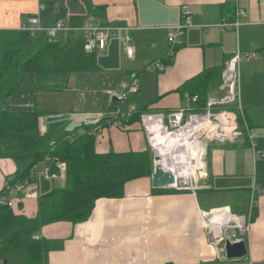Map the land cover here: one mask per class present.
Instances as JSON below:
<instances>
[{"label": "crops", "instance_id": "obj_1", "mask_svg": "<svg viewBox=\"0 0 264 264\" xmlns=\"http://www.w3.org/2000/svg\"><path fill=\"white\" fill-rule=\"evenodd\" d=\"M52 1L0 0V31L19 30L39 13L40 5L45 8ZM91 3L102 8L96 16L87 14L81 0H63L59 10L62 18L58 20L68 22L70 17H80L88 25L101 23L128 31L117 32L103 50L94 52L97 69L71 74L62 92L36 93L34 76L26 74L6 110L43 113L39 119L42 134L52 130L72 133L85 117L113 109L115 96L137 78L138 92L130 94L121 108L165 115L190 105L185 99L187 93L180 90L186 82L216 68L223 71L237 50L253 52L256 59L240 64L239 104L247 126L256 136V145L264 151V0ZM184 7L192 16V27L184 31L173 56L166 58L168 28L181 22ZM237 10L243 14L237 16ZM235 22L240 24L237 28L219 27ZM126 35L131 38L132 57H127L122 47ZM155 60L164 61V72L143 73V67ZM221 87L222 83L208 99L224 94ZM148 148L139 118L128 121L122 129L106 127L95 138L98 154ZM200 165L208 175L209 185L195 193L156 194L150 178L138 179L126 184L121 199L97 200L84 223L58 222L42 227L35 237L46 242L49 251L35 264H264V188L258 183V168L264 161L254 164L247 134L234 142L209 141ZM15 172L12 160L0 159V191ZM49 182L52 188L59 185ZM251 203L247 255L241 260L225 261L224 254L218 256L208 244L199 211L228 207L236 214L248 215ZM16 209L18 214L34 217L37 198L18 202ZM4 264L29 263L21 252L14 251Z\"/></svg>", "mask_w": 264, "mask_h": 264}, {"label": "trees", "instance_id": "obj_2", "mask_svg": "<svg viewBox=\"0 0 264 264\" xmlns=\"http://www.w3.org/2000/svg\"><path fill=\"white\" fill-rule=\"evenodd\" d=\"M81 1L88 15L96 16L102 11L91 0ZM62 4L63 0H53L45 5L41 22L53 25L62 18L59 12ZM82 20L70 17L68 23L77 25ZM83 46L81 37L52 42L43 33L0 31V159H10L16 165L14 176L7 182H20L35 165L44 162L52 169L56 162L66 167L64 184L38 196L34 217L14 214L6 206H0V258L17 251L27 263H40L49 251L46 242L34 239L42 227L58 222L84 223L97 200L121 199L126 184L152 175L154 158L150 148L141 152L98 154L94 136L84 134L69 141L66 137L70 133L60 130L42 134L39 119L43 113L5 109L26 74L34 76L36 93H59L67 89L71 74L95 71V53H86ZM221 72L222 68L203 72L180 89L190 97H197L195 112L203 111L210 92L221 85ZM141 113L137 111L130 120L139 118ZM258 176V183L264 188V165L258 168ZM170 192L178 191L153 189L156 194Z\"/></svg>", "mask_w": 264, "mask_h": 264}, {"label": "built area", "instance_id": "obj_3", "mask_svg": "<svg viewBox=\"0 0 264 264\" xmlns=\"http://www.w3.org/2000/svg\"><path fill=\"white\" fill-rule=\"evenodd\" d=\"M237 0H235L236 2ZM45 10L43 5L39 6L38 14L30 17L27 25H23L19 31L28 32L30 35L37 33L45 34L50 41L66 40L69 37H81L84 40L83 49L86 53L91 54L101 51L105 48L107 41L116 35L119 31H128L127 28H120L107 24L94 23L86 24L81 22L77 25H70L67 21L58 20L53 25H45L40 20V14ZM243 14L237 10V16ZM240 24L222 23L219 27L223 29L237 28ZM192 27V16L187 7L182 9L181 22L168 28L166 46V58H171L178 45L181 44V37L184 31ZM131 38L126 35L122 39V47L127 57H132L134 52L130 45ZM257 58L253 52L236 51L235 54L226 62L221 73L222 87L224 96L220 98H209L205 108L201 113L195 112L194 106L197 103V97H190L185 94V99L189 106L179 108L167 114L141 113L139 120L144 128L148 138L151 152L155 155L151 138L158 136H181L184 135L191 127L195 126L197 141L204 138L206 140L202 153L199 156V162L206 152L209 141L216 143L234 142L241 138L244 133L247 134L252 158L254 164L264 161V151L259 149L255 143L256 136L253 134L242 114V108L239 104V65L241 62H249ZM166 66L163 60H155L146 64L143 73H162ZM138 79L133 78L123 92L115 96L116 105L111 110L100 111L85 117L80 121L79 126L70 133L66 138L71 141L74 138L88 134L95 138L100 136L106 127L124 128L128 121L137 113L135 108L123 110L122 102L130 95L138 92ZM241 121V122H240ZM153 134V136H151ZM53 145V143H51ZM43 164V163H41ZM40 164V165H41ZM35 165L29 176L20 182L9 184L6 182L0 191V206H6L16 212V204L29 199L38 198V177L44 176L47 181L58 182L63 185L65 181L66 167L64 163L56 162L52 169L49 164L42 168ZM200 165V164H199ZM201 166V165H200ZM187 189L176 191H190L195 193L196 177L193 174L187 180ZM248 215L236 214L228 207H220L208 211H199V218L202 228L205 232L208 244L214 248L219 256L224 254L223 259L226 261L224 247L226 243L236 244L246 242V237L250 230L251 210ZM34 239H38L34 237Z\"/></svg>", "mask_w": 264, "mask_h": 264}, {"label": "bare ground", "instance_id": "obj_4", "mask_svg": "<svg viewBox=\"0 0 264 264\" xmlns=\"http://www.w3.org/2000/svg\"><path fill=\"white\" fill-rule=\"evenodd\" d=\"M192 139H197L195 126L181 136H153L151 140L157 157L156 166L173 174L177 179L181 178L186 181L195 174L194 159L188 157L189 144ZM174 156H183L186 160L183 163L180 161L176 162Z\"/></svg>", "mask_w": 264, "mask_h": 264}, {"label": "water", "instance_id": "obj_5", "mask_svg": "<svg viewBox=\"0 0 264 264\" xmlns=\"http://www.w3.org/2000/svg\"><path fill=\"white\" fill-rule=\"evenodd\" d=\"M153 172L150 177L151 186L153 189H163V190H184L187 189V183L183 179H177L173 174L162 170L160 167L156 166L155 161L157 160L156 155L153 156ZM176 162H185V157L174 156ZM195 165V177H196V188L203 189L207 188L209 185L208 175L201 168L200 165L194 161ZM225 258L228 261L241 260L247 255V248L244 242L229 244L226 243L224 247Z\"/></svg>", "mask_w": 264, "mask_h": 264}, {"label": "rangeland", "instance_id": "obj_6", "mask_svg": "<svg viewBox=\"0 0 264 264\" xmlns=\"http://www.w3.org/2000/svg\"><path fill=\"white\" fill-rule=\"evenodd\" d=\"M239 68H240V65H239ZM223 93H224V91H223ZM223 96H224V94H222L220 97H223ZM220 97H218V98H220ZM205 142H206V140L204 138L199 139L198 141H197V139L196 140L192 139L191 143L189 144L190 149H189V152H188V157L194 159V161L197 163V165L200 164V163H198L199 162V156L202 153V149L204 148ZM152 154H153V152H152ZM38 184L40 186L41 194L48 193L49 191L52 190V185L53 184L50 183L49 181H47L46 179H44V176H42V175H40L38 177ZM58 187H59L58 185L54 186V188H58ZM8 254H6V255H4L3 257L0 258V264H4V262L7 261ZM10 256H12V255H10Z\"/></svg>", "mask_w": 264, "mask_h": 264}]
</instances>
